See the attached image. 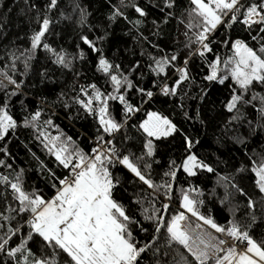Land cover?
Returning a JSON list of instances; mask_svg holds the SVG:
<instances>
[{
  "label": "snow or ice",
  "instance_id": "1",
  "mask_svg": "<svg viewBox=\"0 0 264 264\" xmlns=\"http://www.w3.org/2000/svg\"><path fill=\"white\" fill-rule=\"evenodd\" d=\"M93 2L24 0L29 30L0 54V264H264V0ZM62 23L80 29L72 52L51 40ZM120 23L139 59L107 55ZM155 103L213 129L217 159ZM64 120H91L86 148ZM177 135L183 151L163 160L157 142ZM217 187L226 218L208 207Z\"/></svg>",
  "mask_w": 264,
  "mask_h": 264
},
{
  "label": "trees",
  "instance_id": "2",
  "mask_svg": "<svg viewBox=\"0 0 264 264\" xmlns=\"http://www.w3.org/2000/svg\"><path fill=\"white\" fill-rule=\"evenodd\" d=\"M38 2L42 3V0H38ZM85 4L89 2V0H84ZM3 7H0V26H3L4 30L7 33V37L3 39L2 42H0V54H2L3 46L4 44L9 43L12 39H14L16 36H23L26 32L29 30V21L28 17L25 14L26 13V5L24 3V0H3ZM93 7H99L98 0H94ZM11 8L12 11L9 12L8 9ZM95 19L93 20V23H95L97 20L102 19L101 15L99 13H95ZM5 17H7V21H5ZM135 18V17H133ZM155 18V17H152ZM151 19V18H150ZM160 22L159 20L157 21ZM35 25H33L34 27ZM162 27L165 28V33L161 34V39L166 38L167 32L170 30L172 36H175L177 34V29L175 23L172 25H162ZM80 29L75 24H72L71 26L65 28L64 24L62 23L59 26V32L60 34L54 36L51 38L52 42L55 44H58L60 46H63L66 48L69 52H72L74 43L76 42V33L79 32ZM111 31L114 33V35L109 37V40L111 43L106 42L103 47L105 48V51L107 55L111 58L113 56H120L125 58V62L132 61L140 58V48L136 47L133 50V40L130 36L125 35V33L128 31V28L120 23L112 25ZM235 34V33H234ZM153 39H156L153 37ZM180 39L182 40L183 37L181 36ZM18 44H20L21 47L25 46L24 42L17 41ZM164 46L163 44L161 45ZM168 51H171V46L167 49ZM134 53V54H133ZM79 67V65H78ZM81 71L84 73L87 77H92V74L94 72V68L91 67V64H89L87 67H81ZM97 77H99V74H96ZM57 84L52 85L49 84V88H55L57 92L60 91L61 88V82L63 81V77L59 76V73L56 74ZM81 82H91L89 80L82 79ZM99 82L102 84L103 80L100 78ZM148 86L147 84L145 85ZM38 87H42L38 85ZM37 89H33L32 91L35 92ZM67 90V88H65ZM54 98V97H53ZM163 99V98H162ZM149 107V106H145ZM150 110H160L163 112V114L168 115L177 125L186 132V134H190L194 140H200L202 143L200 145H197L194 149L198 154L201 155H207L210 156L212 160H216L218 154L215 152V149L218 147L215 142V135L213 133V129L208 128L207 129V135H205V130L201 128V126L196 125L197 128H200L201 130L199 133H197L195 130H193V124L191 121H185L182 116L178 114V111H173L171 109L170 104H161V103H155L153 106H151ZM57 123H61L60 120H57ZM68 134L73 135L74 139L77 138L81 133H84L85 135L81 137V139L84 141L82 143V147H87L86 139L87 134L91 131V120L87 121H76L75 126H71L67 120H64L63 124L61 125ZM134 131V129H133ZM219 133L217 132L216 135ZM28 138V133L25 132L21 139L26 140ZM160 144V147L158 149V155L163 159L167 160L169 156L173 157H179L180 153L183 151L181 144H182V138L177 135V137L173 140L171 137L168 139V141L164 142H157ZM13 152L15 154V160L16 164L19 167H24L26 169L29 168L30 160L26 157L25 152L23 150V147H17L15 144L12 146ZM252 148H255L257 151H260V146L258 143H252L249 145L248 150L250 151ZM223 151V150H221ZM232 161L231 163L239 166L241 163V157L242 153L237 149L232 153ZM224 165L221 164L220 168H223ZM29 179L32 183H39L37 175L29 171ZM254 177L251 176V174H245L244 178L240 180V184L245 188L246 191L252 193L254 191V184H253ZM197 185L203 188L205 192H208L210 189H213V186L215 185V176H211L208 179H205L203 181H197ZM216 196L212 197L211 200L208 202V207L213 209V214L220 217H227V213L221 209L219 201L217 200V197H222L224 195L223 190L220 188H215ZM258 192V190H257ZM215 201V202H213Z\"/></svg>",
  "mask_w": 264,
  "mask_h": 264
}]
</instances>
